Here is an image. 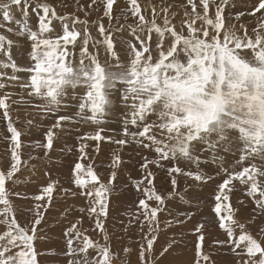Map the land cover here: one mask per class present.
I'll return each mask as SVG.
<instances>
[{"label": "snow or ice", "instance_id": "snow-or-ice-1", "mask_svg": "<svg viewBox=\"0 0 264 264\" xmlns=\"http://www.w3.org/2000/svg\"><path fill=\"white\" fill-rule=\"evenodd\" d=\"M114 3L115 0H91L88 5L91 8L102 4L103 16L109 21L108 28L102 19L91 22L97 27L98 35L102 37L100 40L92 38L88 20L70 14L58 15L52 5L42 0H35V7H32L33 0L0 3L5 22L0 28H6L7 32L18 37H26L30 43V66L21 69L30 73V78L21 87L28 88L30 96L44 101L35 106L40 111L56 114V122L45 133L46 142H37V147L43 148L47 155L53 147L54 129L61 127L62 122L75 119L58 114L67 89L78 86L83 89L75 115L94 124L104 122L103 118L114 107L113 96L118 94L120 106L124 109L121 121L126 138L114 142L125 145L131 141L154 152L157 157L152 161L145 157L140 165L144 172L142 180L132 181L146 197L139 200L145 218L141 228L144 223L148 225L144 237L146 244L140 246L139 264H155L152 256L157 236L154 233L159 229L157 214L164 203V197L154 188V175L149 169L153 164L163 167L162 161L178 162L181 159L195 164L197 170L186 171L174 163L168 169L173 188L169 197L175 194L177 174L206 183L213 177L202 171L199 165L202 162L216 164L220 169L216 175L223 174L224 179L217 185L212 211L228 239L214 243L229 245L238 256L241 253L237 249L242 248L246 258H242L239 264H264V240H257L245 224L235 218L238 209L232 208L227 194L232 191L233 182L238 181L245 187L247 196L252 198L256 206L253 211L264 215V15L251 33L247 25L239 23L244 15L264 13V0H257L251 12H236L233 16L236 23L233 24H229L224 15L230 0H198V4L196 0H187L191 12L185 11L179 29L169 18L168 7L161 8L162 23H157L154 5L149 20L138 0H127L126 11L137 23L117 29L123 31L127 27L131 36L123 42L126 52L123 58L117 51L111 30ZM213 4L214 15L211 14ZM13 6L23 17L15 20L18 30L6 27L7 22L14 20ZM29 9L37 17L35 29L28 22ZM127 18L126 15L125 20ZM54 20L60 21L62 34L56 33L52 26ZM81 24L84 25L83 31L77 28ZM90 42L96 51L90 50ZM14 44L15 41L0 34V53L7 56L10 66L17 70L18 65L9 51ZM78 44L77 61L69 46L74 49ZM98 45L104 48L106 58L103 62L99 58ZM4 87L6 85L0 84V88ZM7 99V95L0 97V109L4 110L3 118L8 122L10 133L6 138L10 141V164L7 171L0 169V224L5 225L4 232L0 233V264H38L35 239L43 215L39 209L45 206V200L50 206L57 182H49L43 186L42 194L32 197L40 203L36 206L31 229L20 226L12 213L7 182L16 178L22 163L27 165L28 162L21 160V132L11 122ZM130 128L136 130L130 131ZM101 132L102 129H98L88 138L111 141V137H103ZM80 152L83 158L86 155L84 145H81ZM229 154L238 155V159L226 166ZM202 156L211 159L202 160ZM121 162L120 157L114 155L113 168ZM72 171L73 184L82 190L81 195L90 205L80 211H87L94 218L95 228L103 234L104 243L91 240L73 223L64 233L67 237V251L64 253L68 257L67 264H112L114 254L102 218L107 216V194L116 172H112L105 184L90 164L85 166L77 162ZM12 195L28 198L19 192ZM147 201L157 202L156 206H150ZM175 223L180 225L183 221L177 218ZM236 229H239L238 236ZM194 231L197 239L193 264H210V256L203 251L206 239L203 225H198ZM261 232L264 234V229ZM76 240L81 242V247L73 246ZM173 243L165 246L160 255H166ZM89 249L95 252V256L89 257ZM128 251L125 249V253ZM73 256L82 258L72 259Z\"/></svg>", "mask_w": 264, "mask_h": 264}, {"label": "rangeland", "instance_id": "rangeland-1", "mask_svg": "<svg viewBox=\"0 0 264 264\" xmlns=\"http://www.w3.org/2000/svg\"><path fill=\"white\" fill-rule=\"evenodd\" d=\"M58 1V3H57ZM186 0H138L144 10V15L150 20L152 18L151 7L154 5L157 11V23H162L163 13L160 11L163 7L169 8V18L179 29L181 20L184 19L185 11L191 12V7L187 5ZM6 0H0V3ZM52 5L58 15L70 14L79 17L81 20H88V29L95 40L102 37L98 35L97 27L92 21L103 20L106 28L109 27V21L103 16V5L98 4L89 8L91 0H42ZM198 4V0H196ZM257 0H230L229 6L224 15L229 24L236 23L233 16L236 12H251ZM235 4V7H232ZM32 7H35L33 0ZM81 7L83 10H81ZM128 8L127 0H115L112 10L113 20L111 30L116 40L117 51L121 57H125L124 41L131 38L127 27L123 31H117L122 25H135L137 21L126 11ZM199 11L202 9L198 8ZM14 20L7 22L6 27L18 30L15 20H22V14L16 7L11 8ZM87 12V15H86ZM215 4L212 5L211 14L214 15ZM127 15V20L125 16ZM264 13L257 15H244L239 23L245 24L249 32L256 27L258 20ZM30 20V21H29ZM116 20H122L115 23ZM28 22L35 29L37 17L29 9ZM5 23L2 20V9H0V24ZM56 33L62 34V25L59 20H54L52 25ZM78 30L83 31L84 25H77ZM0 34L7 36L15 41L11 47L10 55L12 60L18 65L17 70L10 66L11 61L4 54L0 53V84L6 85L0 88V97L8 96L9 117L13 125L21 132L22 147L21 160L27 161V165L22 163L20 171L16 178L7 182L9 199L11 201L12 213L20 226L31 229L34 220V213L37 211L39 201L32 197L42 194L43 186L49 182H57L53 192V198L50 206L45 200L44 207L39 211L42 215V222L37 226L35 248L38 253V264H67L68 257L64 255L67 251L65 230L70 228L73 223L78 225L79 230L86 234L93 241L104 243L103 234L95 228L94 218L90 217L88 212H81L80 209H87L88 199L81 195V189L73 184V168L75 163L81 162L85 166L92 165L101 182L107 184L112 172H116V177L112 182L111 191L107 194V216L103 219L104 230L108 237V244L111 252L114 254L112 264H139V251L142 244H146L145 234L148 233V225L144 223L143 229L141 222L144 221L143 209L139 206L140 199H146L141 190L133 184V180L140 181L144 176L140 165L144 163L146 157L149 161L157 159L156 154L133 142L125 145H118L114 141L125 139L122 132L121 113L124 109L120 106L118 94L113 96L114 107L111 113L103 118L104 122L94 124L86 119L76 117L79 103L78 97L82 95L83 89L69 88L66 95L62 98L59 115H69L75 117L71 122H62L61 127L54 129L53 147L45 150L37 147V142L44 143L45 133L56 122V114H45L40 111L36 105L43 104L44 101L35 96H30L29 89L21 87L22 84L29 81L30 73L21 69L30 66L28 52L30 43L26 37H18L13 33L6 31V28H0ZM99 49V58L101 62L105 60V52L102 45ZM90 50L96 51L91 48ZM70 52H75L76 59H79V44L76 48L69 46ZM17 79H10V77ZM68 105V107H64ZM3 109H0V169L7 171L10 164V137L7 130V121L3 118ZM150 119H155L151 117ZM32 123L29 124L28 121ZM98 129H102L103 137H111V141L103 139L100 141L92 140L88 137L94 135ZM130 128V131H135ZM130 140V138H127ZM81 145H84L82 158L80 152ZM114 155H118L121 163L113 168ZM30 157H34L30 159ZM211 159L210 156H202V160ZM234 159L227 156L226 166H231ZM163 167L153 164L150 171L154 175V188L157 193L164 197V203L160 205L158 212L159 229L155 231L157 240L154 242L155 252L152 259L155 264H193L195 259V242L197 239L195 228L203 225V234L206 237L203 244V251L210 256V264H239L243 255V249L238 248V256L233 253L232 248L225 244L223 246L215 244L214 241H226L228 239L224 230L219 227L218 217L212 211L213 197L217 185L224 179L223 174L216 175L220 169L211 162H202L199 168L212 176L209 182H196L193 179L177 174L175 176L177 185L175 194L169 197L173 192L171 178L168 169L178 163L179 167L186 171H196L197 166L185 160L174 162L172 160L162 161ZM259 163V161H257ZM232 191L227 194L230 196V203L233 209H238L236 219L245 224L246 229L257 239L264 240V215L254 212L256 208L251 197L247 196L246 189L238 181L233 182ZM143 188V185L141 186ZM64 190H68L65 192ZM19 192L27 199H22L12 193ZM243 201V204H241ZM150 206L155 207V201H147ZM2 207V206H0ZM10 213V217L12 216ZM183 221L177 225L176 219ZM5 230V225L0 224V233ZM236 235H239V229H236ZM174 243L166 255L160 253L165 246L171 242ZM74 247L82 246L79 240L74 241ZM125 249H129L125 253ZM95 256V252L89 249V257ZM82 257L73 256L72 259H81Z\"/></svg>", "mask_w": 264, "mask_h": 264}, {"label": "bare ground", "instance_id": "bare-ground-1", "mask_svg": "<svg viewBox=\"0 0 264 264\" xmlns=\"http://www.w3.org/2000/svg\"><path fill=\"white\" fill-rule=\"evenodd\" d=\"M55 1V0H54ZM165 1V0H164ZM174 1V0H173ZM185 2H187V0L185 1ZM57 3H58V1H57ZM30 21V20H29ZM120 21H122V20H116V21H114L115 23H119Z\"/></svg>", "mask_w": 264, "mask_h": 264}]
</instances>
